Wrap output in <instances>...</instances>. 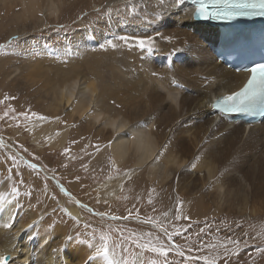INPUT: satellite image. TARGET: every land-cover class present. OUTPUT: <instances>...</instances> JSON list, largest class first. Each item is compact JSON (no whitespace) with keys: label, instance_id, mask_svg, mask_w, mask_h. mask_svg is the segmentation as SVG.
Here are the masks:
<instances>
[{"label":"bare ground","instance_id":"1","mask_svg":"<svg viewBox=\"0 0 264 264\" xmlns=\"http://www.w3.org/2000/svg\"><path fill=\"white\" fill-rule=\"evenodd\" d=\"M165 2L167 8L158 0H131L138 12L129 15V0H0V19L10 17L7 26L11 35L24 42L14 54L19 58L7 70L0 66V84L24 88L45 112L43 116L49 117L29 121L30 137L38 149L62 150L75 140L69 150L80 154L96 142L100 150L95 146L88 164L114 162L116 168H123L110 180L117 186L138 181L145 184L146 180L159 187L174 181L175 195L185 198L183 208L188 206L190 194L198 193L206 204L205 213H239L251 218L255 200L264 192V122L248 128L240 121L231 123L218 117L211 107L214 97L237 91L248 73L217 60L213 47L219 45V32L192 18L191 4L186 0L183 5H176L175 0ZM109 7L113 9L110 14L106 12ZM161 10L163 16H153ZM84 12L91 15L89 20L80 17ZM61 21L71 25L66 36L60 33L64 44L52 47L43 36L30 39V33ZM50 32L59 34V30ZM133 32H161L172 39L157 37L153 53L105 43L113 35ZM173 49L178 51L173 53ZM173 79L177 83H172ZM56 116L61 119L57 121ZM19 155L31 163L23 153ZM75 157L78 155L69 159ZM245 164L241 174L239 169ZM226 181H237L235 190H227ZM11 182H0V194H7L5 201H0V254L10 255V264H85L94 249L68 242V228L62 224H57L63 230L53 235V247L42 246L34 258L29 254L31 242L18 244L20 230L7 233L4 225L22 203L19 195L11 193ZM56 183L74 203L71 210L82 221L81 209L91 210L87 202L66 185ZM19 213H26L31 220L37 217L34 210L21 206ZM37 232L35 247L47 239L42 230ZM20 246L26 249L19 250ZM96 264H100L99 258Z\"/></svg>","mask_w":264,"mask_h":264},{"label":"rangeland","instance_id":"2","mask_svg":"<svg viewBox=\"0 0 264 264\" xmlns=\"http://www.w3.org/2000/svg\"><path fill=\"white\" fill-rule=\"evenodd\" d=\"M71 14L73 15L75 12H71ZM82 14H80L81 18L89 20L91 15L88 12ZM9 19L10 17L5 18V20L0 19V43H7L12 37H18V35H11L7 26ZM70 26L69 23L61 21L60 24H54L48 29L30 33V39L40 40L43 36L52 47L57 43L64 44L65 38L60 33L63 32L66 36ZM55 30H59V34H57L58 32L55 33ZM126 33H129V29L126 30ZM21 41V39L13 41V45L7 50L8 54H0V66L3 65L4 70H7L19 58V55L16 57L14 54L15 52L18 54L17 52L21 50L24 44ZM0 79V83H2V78ZM0 92L2 93L0 101H3L0 103V117H3L0 119V138H2V140L0 139V182L3 183L10 176L11 187L15 185L18 188V197L22 202L18 204L15 213L12 214L15 220H8V224L12 226L8 228L7 233L13 235L20 230L18 244L23 245L26 242H31L29 254L33 255V258L39 256L42 246L45 247L48 244V249L53 247V235L58 232L57 230H63L57 224H62L64 228L67 227L68 235L73 236L80 232V239L82 240L88 239L87 233L92 231L96 232L97 240L100 232L111 233L114 243H121L123 240L122 247L117 248L118 256L122 253L123 248L127 247L128 252L124 255H129L131 258V254L141 251L124 239L132 236L133 233L144 237L145 240L148 239L147 234L151 233L152 237H159L166 244L168 243L167 237L161 232L160 227L158 228L156 224L143 222L151 217L157 221V224L163 225L169 233H179L173 235V242L181 246L186 256L201 255L207 256L209 259L218 255L222 256L224 249L220 245L225 244L226 239L231 237L240 242V261L244 264H264V254L256 256L254 262L249 255V253L255 254L257 246L264 247V192H261L255 200L253 216L247 218L244 214L239 213L217 214L212 213V211L205 213L203 206L206 204L200 200L198 193L196 195L191 193L188 206L183 208L185 198L182 194L175 195L174 181L162 183L159 187L148 183L146 180L144 181L145 184L138 181L117 186L118 184L110 180L117 176L123 168L118 169L110 163L99 166L88 164L97 145L96 142L93 143L94 146L80 154L71 150L67 153L64 151L66 148L70 149L73 141L62 150H52L48 146L38 149L30 137L29 121L35 118L32 113L43 116L46 115L45 112L24 88L12 84L4 86L0 84ZM5 95L9 99H5ZM5 112H8L7 116H4ZM21 113H26V116L20 115ZM2 141H7L13 149L9 145L3 144ZM19 153H23L31 160V163L20 157ZM73 154L78 155V157L70 160L69 158ZM30 164L40 165L41 168L34 169L29 166ZM246 167L247 164L243 168L241 167L239 172L243 174ZM55 177L56 179H54ZM251 178L257 180L258 177L251 176ZM55 180L66 185L77 198L86 201L89 205L92 211L81 209L84 214L82 221L78 220L72 212L71 204L74 203L67 200ZM105 183L107 186L104 187ZM235 184L237 181H226L224 186L227 190H235ZM177 197H179L180 203H178ZM232 204H235V198H232ZM20 206L34 210L37 217L31 220L26 213L20 214ZM178 211L180 218L176 219ZM99 212L107 215L101 217L96 214ZM129 212H131V216H129ZM164 213H167V216ZM112 215L128 217V219L114 220L111 218ZM54 221L56 222L55 225L49 228V225L53 224ZM33 222L36 223L31 229H28V225L33 224ZM43 224L47 226H43ZM86 224L91 225V227L86 229ZM201 228L205 230L203 233L200 232ZM38 230H42V234L47 239L41 242L39 247H35L34 240ZM31 232H34L32 236ZM30 236L31 239H29ZM189 236L191 239H187ZM204 245H216V247H205ZM227 247L232 248L233 245L227 244ZM189 248L192 249L191 252H189ZM23 249L26 248L19 247V250ZM197 249L200 251H196ZM153 256L154 254L145 252L144 264H148V259ZM168 259L173 264H183V258L175 253H170ZM195 264H205V262L196 261ZM218 264H223L222 260L218 261Z\"/></svg>","mask_w":264,"mask_h":264},{"label":"snow or ice","instance_id":"3","mask_svg":"<svg viewBox=\"0 0 264 264\" xmlns=\"http://www.w3.org/2000/svg\"><path fill=\"white\" fill-rule=\"evenodd\" d=\"M185 0H175L176 5H183ZM159 5L163 6V8H167L165 0H158ZM190 3L194 6V10H189L191 12L192 18H199L202 20H230L237 17H248V16H264V0H190ZM99 11V9H97ZM113 9L110 7L106 9L107 13H111ZM126 12L129 15H134L138 12V7L135 4L131 3L129 0V5L126 6ZM43 15V13H41ZM83 15V14H82ZM164 15L163 10L156 11L153 13L154 17H161ZM79 18V17H78ZM145 19H147V14H145ZM61 27H64L61 25ZM159 37L163 40H171V36H164L161 32H155L153 35H138L133 32L132 34H121V35H113L112 39H106V45L117 48V47H127L128 49L137 48L139 50H146L148 53H153L155 51V42L156 38ZM19 37H12L7 43H0V54H8L7 50L10 46L13 45V41H18ZM113 40L120 41L121 43H113ZM105 45L102 44L101 47ZM178 50L173 49V53ZM237 71H246L249 72L250 75L247 78L246 83H244L243 87L239 88L237 91H233L229 94H224L218 97L212 104V108L217 109L221 116H227L231 114H240V113H249L255 106V103L259 99H264V62L254 63L251 67L237 69ZM156 75V73H153ZM172 83H177L175 79H173ZM14 99V97H11ZM5 99H9L7 95H5ZM3 103V101H0ZM8 112L4 113V116H7ZM20 115H25L26 113H21ZM32 116L37 117V119L41 121L48 120L49 117L39 115L37 113H32ZM3 117H0L2 119ZM54 119L59 121L61 118L56 116ZM141 123V122H138ZM59 135V133H57ZM46 139L51 140V137H46ZM72 143H75L73 141ZM112 141L108 142V147L111 146ZM167 147V145H165ZM96 150H100V146L96 145ZM66 153L69 149L64 150ZM163 152L160 153L162 155ZM159 159V155L156 157ZM200 159L199 156L195 158L196 161ZM32 168H36L35 164L29 165ZM113 166L115 164L113 162ZM191 167L195 168L196 163L192 162ZM11 171V170H9ZM130 178V175H129ZM8 179H11L9 176ZM22 183V181H21ZM63 190V189H62ZM11 193L13 195L18 196L19 190L13 185L11 187ZM30 195V193H28ZM7 194H0V201H5V197ZM178 203L179 197H177ZM79 203V201H77ZM151 203V200H149ZM66 211V210H65ZM91 211V210H90ZM97 215L103 217L107 215L106 213L100 212L96 213ZM69 215H71L69 213ZM167 216V213H164ZM129 216H131V212H129ZM112 219H128V217H116L115 215L111 216ZM180 218L179 211L177 212L176 219ZM9 219H14V217H9ZM187 219V217H185ZM144 223L156 224L160 227L161 231L164 232L167 237L168 243L166 244L159 237H152L151 233H148V239L145 240L142 236H137L135 233L132 236L126 237L127 241H129L132 245H135L141 251L139 253L131 254V258L129 255H124V253L128 252V248L124 247L121 254H117V248H121L123 244V240L121 243H114L113 236L108 232H100L98 234V243L97 234L95 231L88 232L87 236L89 237L86 240H81V233L77 232L75 236L69 235L66 237L68 242L75 241L77 244H82L88 247L89 249H94L91 252V255L85 261V264H96V258H99L100 264H144V253L148 252L154 254L152 258L148 259V264H173L172 261L168 259L170 253H175L179 257L183 258V264H195L196 261H204L205 264H218V261L223 262V264H244V262L239 260L240 254V242L238 240H233L231 237L226 239L225 244H221L220 247L224 249L223 255L216 256L212 259H209L207 256L201 255H192L186 256L185 252L182 250L180 245H177L173 242V235H178L179 233H169L163 225L157 224L156 220H153L151 217H148L143 221ZM36 222L28 225V229H31ZM55 221L53 224L49 225V228L55 225ZM7 228H10L11 224L4 225ZM239 226V225H237ZM91 225L86 224L85 228H90ZM205 230L203 228L200 229V232L203 233ZM199 235V234H197ZM246 235V234H245ZM31 239V237H30ZM187 239H191L189 236ZM144 241V242H142ZM227 244L233 245L232 248H228ZM205 247H216V245H204ZM67 247V245H65ZM192 249L189 248V252ZM196 251H200L197 249ZM264 254V247L257 246L255 248V254L249 253L251 260L254 262L255 257ZM235 258V259H234ZM11 257L6 254H0V264H10Z\"/></svg>","mask_w":264,"mask_h":264},{"label":"water","instance_id":"4","mask_svg":"<svg viewBox=\"0 0 264 264\" xmlns=\"http://www.w3.org/2000/svg\"><path fill=\"white\" fill-rule=\"evenodd\" d=\"M8 256H10V255H8Z\"/></svg>","mask_w":264,"mask_h":264}]
</instances>
